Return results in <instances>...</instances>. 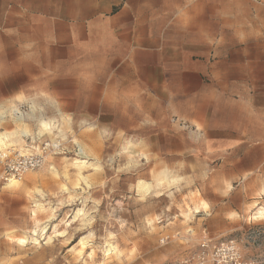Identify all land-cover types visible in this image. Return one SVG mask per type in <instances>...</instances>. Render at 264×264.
<instances>
[{
    "label": "rangeland",
    "instance_id": "1",
    "mask_svg": "<svg viewBox=\"0 0 264 264\" xmlns=\"http://www.w3.org/2000/svg\"><path fill=\"white\" fill-rule=\"evenodd\" d=\"M14 56L0 48V155L59 148L10 185L0 160V264H181L201 243L227 241L247 264H264V142L211 158L202 131L157 129L150 101L132 107L130 120L112 115L108 129H78L15 94L12 86L27 82L10 76L30 67ZM254 101L264 106L263 97Z\"/></svg>",
    "mask_w": 264,
    "mask_h": 264
},
{
    "label": "crops",
    "instance_id": "2",
    "mask_svg": "<svg viewBox=\"0 0 264 264\" xmlns=\"http://www.w3.org/2000/svg\"><path fill=\"white\" fill-rule=\"evenodd\" d=\"M0 48L30 67L15 94L78 129L150 101L157 129L202 131L211 158L264 142V90L248 88L264 82V0H0Z\"/></svg>",
    "mask_w": 264,
    "mask_h": 264
},
{
    "label": "built area",
    "instance_id": "3",
    "mask_svg": "<svg viewBox=\"0 0 264 264\" xmlns=\"http://www.w3.org/2000/svg\"><path fill=\"white\" fill-rule=\"evenodd\" d=\"M58 148L59 146L53 144H44L36 154L0 155L3 179L8 181L11 178H19L26 172L39 169L43 163V156L51 151H57ZM239 250L235 241L215 244L203 242L181 264H247Z\"/></svg>",
    "mask_w": 264,
    "mask_h": 264
},
{
    "label": "bare ground",
    "instance_id": "4",
    "mask_svg": "<svg viewBox=\"0 0 264 264\" xmlns=\"http://www.w3.org/2000/svg\"><path fill=\"white\" fill-rule=\"evenodd\" d=\"M16 112H17V111H16ZM48 124L50 125L51 123H48ZM48 124H47V125H48ZM51 125H52V124H51ZM43 126H44V124H43ZM46 127H47V126H46ZM42 128H43V127H42ZM47 128H48V127H47ZM53 128H54V127H53ZM55 128H56V127H55ZM50 129H51V128H50ZM43 130H45V129H43ZM51 132H52V131H51ZM48 133H49V132H48ZM23 135H25V134H23ZM2 136H3V135H2ZM2 136L0 137V139L2 138ZM11 136H13V135H11ZM56 136H57V135H56ZM9 137H10V136H9ZM8 139H9V138H8ZM12 139H13V138H12ZM10 140H11V139H10ZM14 140H15V138H14ZM2 141H4V140H2ZM6 141H7V140H6ZM12 142H13V141H12ZM12 142H11V143H12ZM8 143H9V141H8ZM4 144H5V143H4ZM53 145H55V146H59L58 143H53ZM5 146H6V145H5ZM3 147H4V146H3ZM0 149H1V148H0ZM22 150H23V149H22ZM79 152L82 153L81 150H79ZM79 164H80V163H79ZM14 182H15V180H14V179H11V180L9 181L8 185H10L11 183H14ZM36 207H37V208H40V205H36ZM196 209H197V208H196ZM41 210H42V209H41ZM43 210H44V209H43ZM36 211H37V210H36ZM38 211H39V210H38ZM196 212L198 213L199 211L196 210ZM263 212H264V211H263ZM257 213H259V212H257ZM260 215H262V214H260ZM252 217H253V216H252ZM257 217H258V216H257ZM69 223H70V222H69ZM37 225H38V224H37ZM38 227H39V226H38ZM33 234H34V233H33ZM34 235H35V234H34ZM34 235H33V236H34ZM31 239H32V238H31ZM20 241H22V240H20ZM33 241H34V240H33ZM22 242H23V241H22ZM22 242H21V243H22ZM23 243H24V242H23ZM79 244H80V243H79ZM80 247H81V246H80ZM81 249H82V248H81ZM111 249H112V248H109L110 251H111ZM115 250H116V249H115ZM106 251H107V250H106Z\"/></svg>",
    "mask_w": 264,
    "mask_h": 264
}]
</instances>
